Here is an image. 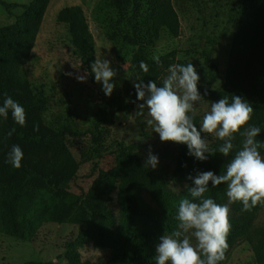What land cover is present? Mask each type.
Returning <instances> with one entry per match:
<instances>
[{"label":"trees","instance_id":"16d2710c","mask_svg":"<svg viewBox=\"0 0 264 264\" xmlns=\"http://www.w3.org/2000/svg\"><path fill=\"white\" fill-rule=\"evenodd\" d=\"M235 1L111 0L96 9L95 18L104 25L110 40L121 50L135 48L132 66L136 75L126 87L114 82L115 88L110 97L105 95L102 88L96 122L80 130L66 121L57 125L47 122L45 111L49 98L44 88L33 85L25 66L51 0H0L7 11L16 16L13 21L0 24V104L6 96H11L26 112V125L23 127L13 120L11 112L7 119L0 117V191H3L1 207L7 232L20 237L29 236L30 209L46 191L53 198L51 203H46L51 220L87 225L93 231L97 247H112L114 251L112 257L95 261L82 259L80 252L73 251L70 253L71 264H156V253L150 249L146 253H139L129 246L123 247L125 242L119 239L120 234L115 228L116 217L106 197L119 185L122 213L131 225L143 228L145 235L151 237L160 227L174 229L172 215L178 213L180 200L189 195L187 188L181 194L176 193L166 176L144 166L145 162L137 153L138 143L127 144L123 141L114 143L113 166L93 168L90 174L93 182L88 189L83 188L82 193L74 197L72 182L82 166L96 163L108 149L107 135L109 128L116 123L117 113L131 112L143 102L137 100L133 82L138 79L145 83L154 80L157 86H162L170 65L193 63L196 67L188 57H180L178 48L163 53H158L156 48L167 36L181 34L180 11L194 8L203 11L211 2L215 9L234 5L236 10L234 17L237 26L225 75L221 76L219 65L212 59L209 50L188 48V51H199L204 57L203 71L206 77H220L222 80L221 88L208 90L209 98L219 100L228 97L231 102L233 95H239L253 106L254 112L248 126L260 127L261 133L256 139L264 142V0H239L237 5L233 3ZM57 19L65 25L69 41L76 50L69 61L80 75L87 73V77L94 76L91 62L96 58V39L86 10L81 4L67 5L60 9ZM153 55H160V66L152 60ZM141 61L148 65L147 73L140 69ZM193 120L199 130L201 117L194 114ZM243 139L239 133L235 134L234 148L228 157L218 152L215 155L207 153L209 158L205 161L188 155L187 145L179 144L175 178L187 180L190 187L192 181L187 179L189 175L194 177L203 171L225 174L228 163L242 148ZM222 143L217 138L211 148H218ZM13 145L20 146L23 151L20 168L7 162ZM259 151L264 156V148ZM226 190V184L213 188L209 181L205 197L210 196L217 203L224 204L227 200ZM144 192L152 196L162 211L145 200ZM241 208L242 204L240 211ZM262 208L264 206L258 205L249 212L241 211L238 216L230 215L229 247L240 233L235 230H249ZM257 235L251 240L257 262L264 264V227ZM23 264L38 262L28 260Z\"/></svg>","mask_w":264,"mask_h":264},{"label":"rangeland","instance_id":"374dc122","mask_svg":"<svg viewBox=\"0 0 264 264\" xmlns=\"http://www.w3.org/2000/svg\"><path fill=\"white\" fill-rule=\"evenodd\" d=\"M17 2H29L31 0H8ZM111 0H51L44 22L41 26L38 38L35 42L32 54L26 62L27 73L36 88H44L49 98V105L45 111L47 122L57 125L62 121L73 123L77 129L85 130L94 125L98 117L100 104V90L102 83L95 82L94 76L87 77L85 82L78 81L80 75L69 58L76 54L72 47L68 32L64 24L57 19L60 9L67 5L81 4L87 12L91 29L96 39V57H104L111 61L110 67L116 70L117 75L112 82L126 87L133 81L136 73L132 66L134 47L121 50L106 34L104 25L99 22L94 12L99 7ZM238 4L239 0L233 2ZM234 5L228 8H213L211 2L203 11L194 8L191 11H180L181 34L179 36H167L156 48L158 53L178 48L180 57H188L197 67L200 76L198 89L202 95L199 102L194 105L195 114L202 118L210 110L213 102L218 100L204 95L205 89L213 90L221 88L220 77H206L203 71L204 57L198 53L188 51V48L197 50H209L212 59L217 62L220 74L223 77L229 62L230 49L234 32L236 30ZM16 19L0 2V24H6ZM72 73L73 75H67ZM165 72V78L168 75ZM264 85V78L262 79ZM143 103V102H141ZM137 107L131 111H120L116 115V123L109 128L107 135L108 149L97 159L96 163H88L82 166L79 175L72 182V192L75 196L82 193L83 188L88 189L93 178L90 174L95 166L110 167L115 164L116 141L127 144L138 143V155L145 162L149 152V146L153 154L159 158L156 170L166 176L170 187L181 194L187 187V180L175 178L177 167V155L179 144L173 142H161L159 134L154 132L152 126L147 125L149 119L147 109L144 115L137 116ZM202 138H206L209 147L217 138L201 132ZM207 153H205L206 155ZM0 191V264H23L28 260L38 264H71L70 253L80 252L82 259H108L113 256V248H100L95 245L93 231L87 225L77 224L71 221L57 222L49 217L46 203L52 202L49 192H43L29 213L30 229L28 237H20L10 234L5 229L3 209L1 207ZM107 204L116 217V225L120 234L123 247L129 246L139 253H146L149 249L155 252L160 236L169 235L178 230L177 213L172 215V228L160 227L150 237L146 236L144 229L136 228L126 219L122 213V202L119 197V185L107 195ZM145 200L154 208L162 211L160 205L148 192H144ZM228 202V199L224 204ZM240 203L229 205L230 215H239ZM264 227V208H262L249 230L238 233L233 244L228 248L225 259L220 264H259L256 260V252L251 238L258 235V231ZM193 245L194 237L189 234Z\"/></svg>","mask_w":264,"mask_h":264},{"label":"clouds","instance_id":"9594fccd","mask_svg":"<svg viewBox=\"0 0 264 264\" xmlns=\"http://www.w3.org/2000/svg\"><path fill=\"white\" fill-rule=\"evenodd\" d=\"M152 60L157 66L162 64L160 55H153ZM110 65L109 59L100 56L91 62V73L94 74L95 82L102 83L103 91L109 97L115 88L112 80L117 75ZM139 67L144 73L149 71L144 61L140 62ZM168 73L162 86H157L154 80L145 83L144 80L138 79V82H133L137 100L143 101L136 105V115H144L147 109L149 119L146 123L159 134L161 142L185 144L188 155L205 161L209 158L205 153L215 155L218 152L228 157L234 148L235 134L239 133L244 139L242 148L228 163L225 174L217 175L213 171H203L194 177H187L192 184L190 187L185 185L189 195L179 202L176 216L178 230L160 236L155 247L156 264H220L229 248V205L237 202L242 204V212H249L258 205L264 206V156L259 151L264 148V142L256 139L261 133V128L248 126L254 108L241 96L233 95L231 102L228 97L213 102L210 110L204 114L198 130L193 120L194 105L201 100L202 95L198 89L200 76L196 67L193 63L173 64L169 66ZM87 75H77L76 79L85 82ZM207 94L206 88L204 95ZM9 112L18 125H26L23 106L11 96H6L0 104V117L7 119ZM201 132L218 138L223 143L218 148H210L206 138H202ZM11 134L10 131L9 136ZM22 158L23 151L20 146L13 145L7 162L15 168H20ZM158 163V156L152 153L149 146L144 166L156 169ZM209 181L213 188L227 185L226 204H219L210 196L205 197ZM189 234L195 238V245L191 243Z\"/></svg>","mask_w":264,"mask_h":264}]
</instances>
